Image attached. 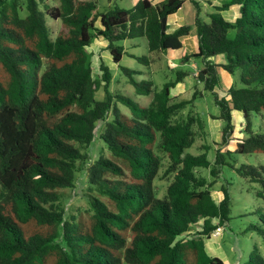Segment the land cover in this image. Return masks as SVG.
<instances>
[{"label":"trees","instance_id":"obj_1","mask_svg":"<svg viewBox=\"0 0 264 264\" xmlns=\"http://www.w3.org/2000/svg\"><path fill=\"white\" fill-rule=\"evenodd\" d=\"M183 1L136 0L100 10L96 0H0V264H224L204 243L229 218V182L217 187L219 196L212 194L222 167L257 182L264 202V164L229 161L231 152L264 153V131L253 129L251 119L264 109V0L214 3L208 20L201 0H189L193 23L169 29L167 17ZM234 4L238 14L225 17L221 10ZM46 16L60 24L50 26ZM192 25L197 49L181 61L201 57L195 76L218 106L208 114L221 122L213 158L211 143L188 150L198 133L194 125L202 129L208 116L194 109L201 90L195 87L189 97L171 92L187 70L177 69L154 90L150 79L136 80L134 70L122 66L136 93L152 95L141 105L110 90L112 72L103 60L100 77L94 76L87 49L103 37L118 62L121 41L144 36L150 51L163 53L180 47ZM219 68L235 76L226 95L216 90ZM100 85L104 97L96 99ZM234 109L242 114L244 135L229 149ZM98 120L110 155L100 151L91 160ZM80 170L88 189L107 196L88 192L86 216L68 213L63 203V189L75 185ZM156 178L165 179L162 194ZM257 215L252 227L264 239V212ZM243 264H264L256 244Z\"/></svg>","mask_w":264,"mask_h":264},{"label":"rangeland","instance_id":"obj_2","mask_svg":"<svg viewBox=\"0 0 264 264\" xmlns=\"http://www.w3.org/2000/svg\"><path fill=\"white\" fill-rule=\"evenodd\" d=\"M100 10H105L109 7V4L116 3L120 6L130 7L132 0H96ZM48 3L54 4L57 0H47ZM230 8H235V14H238V5L234 4ZM207 7L203 5L201 16L203 19L208 20L206 13ZM228 9V8H227ZM223 10L224 16L230 17V14ZM213 11V10H212ZM195 9L193 4L189 0H184L182 3V9L169 17V23H173L174 26L181 23H190L194 21ZM181 16V17H180ZM179 17L180 20L179 21ZM47 23L51 26L57 27L60 24L59 20H54L49 16H46ZM55 32V31H54ZM233 29L229 30L232 34ZM188 35L196 36L195 26L192 25L191 32ZM182 41V40H181ZM195 48L197 49V38L194 37ZM124 46V53L118 62H114L112 57L106 49V40L103 37L95 38L88 46L87 49L90 53L91 64L93 73L96 78L100 77V60H103L110 68L112 72L111 82L109 84L110 90L114 93H122L132 97L141 105H146L151 100V94L136 93L133 84L129 80V75L122 70V66H127L134 70L132 76L136 80L150 79L152 81V87L154 90H158L161 85L169 79L175 77V71L177 69L187 70L188 73L183 79L177 82L171 89L172 94L179 96L189 97L196 87L202 91V95L198 96L195 100L194 109L197 110L202 116H208L209 113H218V106L214 102L212 94L203 89V84L199 82L193 74L197 71L198 67L202 65L201 57H190L187 61L182 62L181 58L183 54H188L187 43L183 42V45L177 48H168L163 53L156 51H150L147 47L146 39L144 36H135L132 38H126L121 41ZM146 55L149 57V61L145 62L140 60L138 56ZM219 81L216 85V90L220 95H226V91L230 86L231 82L234 81L235 76L223 68H219L218 71ZM228 76L230 81L228 82ZM95 98L101 99L104 97L103 86L100 85L95 91ZM122 112L129 114L130 109L117 102ZM188 108H184L181 112L182 116L188 112ZM242 114L240 111L234 109L232 112V121L234 123V131L232 138L229 143L225 146L229 149H234L236 138H240L244 135L243 123L241 122ZM252 128L257 131H264V109L259 113H253L251 116ZM240 120V121H239ZM243 121V120H242ZM220 120L212 119L208 116V120L203 125L202 129H198V125L195 124L197 130L196 139L188 150L193 153H197L202 150L200 149L201 143H211L212 148L208 150V157L213 158L214 148L219 146L220 140ZM102 128V121L96 122L94 130V137L89 147L91 154V160L99 154L101 151L107 155H110L107 147L104 145L100 132ZM229 161L234 163L236 166L240 163H252V164H264V153L263 152H231L229 154ZM198 172L207 174L206 168H198ZM165 179L156 178V182L159 185V193L162 194L166 182ZM229 182V191L231 195L230 201V213L228 220L219 226L218 233L212 231L209 237L204 239L205 247L210 254L217 255L223 259L224 264H243L247 258L248 253L256 244L259 247L260 253L264 256V239L252 227L253 223L258 220V212H264V202L261 197L257 195L258 183L249 180L247 177L239 174L235 169L229 165L222 167L220 176L214 183L212 194L219 196L217 187L222 182ZM65 197L63 200L65 209L68 213L80 212L82 216L88 215L89 206L87 201V194L91 192L98 195L103 200L107 201L105 194L99 193L97 190L87 188V180L85 170L77 172V178L75 185L70 188L63 189ZM159 194V195H160ZM197 225V224H196ZM194 224L193 226L196 227ZM193 227V229H195Z\"/></svg>","mask_w":264,"mask_h":264},{"label":"crops","instance_id":"obj_3","mask_svg":"<svg viewBox=\"0 0 264 264\" xmlns=\"http://www.w3.org/2000/svg\"><path fill=\"white\" fill-rule=\"evenodd\" d=\"M136 0H132V3L131 4H133L134 2H135ZM154 2L155 1H159V0H153ZM223 1H226V0H201V2L208 8L207 10H214L215 9V7L213 6V4L214 3H219V2H223ZM232 6V5H231ZM230 6V7H231ZM230 7H228V9H227V11H226V13L227 14H230V19H233L235 16H236V14H235V12H236V10H235V8H230ZM180 9H182V5L175 11V12H173V13H171V14H169L168 15V17H167V23H168V27H169V29H173L174 27H176V26H174L173 25V23L171 22V23H169V17L171 16V15H173V14H175V13H178V11L180 10ZM226 9H223V10H226ZM223 10H221V13H222V11ZM237 10H238V8H237ZM223 14V13H222ZM181 17V16H180ZM180 17H179V21L180 20H182V19H180ZM225 17H227V16H225ZM228 18V17H227ZM181 24H183V23H181ZM194 37H196V36H193V35H188V34H185V35H182L181 36V40H182V45H183V42H185V43H187V47H188V51H187V53H190V52H193V51H195V50H193V48H195V42H194ZM194 73L193 74H195V71H193ZM230 81V78H229V76H228V82ZM233 112V111H232ZM241 120V119H240ZM239 120V121H240ZM241 122H242V120H241Z\"/></svg>","mask_w":264,"mask_h":264},{"label":"built area","instance_id":"obj_4","mask_svg":"<svg viewBox=\"0 0 264 264\" xmlns=\"http://www.w3.org/2000/svg\"><path fill=\"white\" fill-rule=\"evenodd\" d=\"M219 228L217 227L216 229H214L213 231L215 232V233H218L219 232V230H218Z\"/></svg>","mask_w":264,"mask_h":264}]
</instances>
